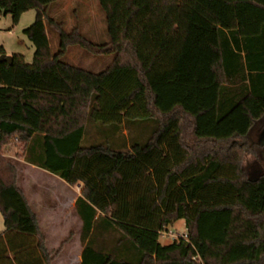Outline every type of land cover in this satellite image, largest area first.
<instances>
[{
	"label": "trees",
	"instance_id": "obj_1",
	"mask_svg": "<svg viewBox=\"0 0 264 264\" xmlns=\"http://www.w3.org/2000/svg\"><path fill=\"white\" fill-rule=\"evenodd\" d=\"M60 3L0 0L14 22L36 9L33 59H0V264L55 258L4 156L13 135L25 161L82 183L79 264H264V160L244 165L264 137V0H98L101 41ZM71 45L114 58L85 67ZM179 219L187 238L162 243Z\"/></svg>",
	"mask_w": 264,
	"mask_h": 264
},
{
	"label": "rangeland",
	"instance_id": "obj_2",
	"mask_svg": "<svg viewBox=\"0 0 264 264\" xmlns=\"http://www.w3.org/2000/svg\"><path fill=\"white\" fill-rule=\"evenodd\" d=\"M57 14L63 15L66 19V26L69 27L75 19L78 17L81 28L84 32L91 38L101 41L108 39V31L106 28L105 12L101 9L98 4V0H61L60 6L55 9ZM36 9L28 8L20 14V19L17 22H14L12 15L8 12H0V43L6 45L7 48L23 52L25 59L31 61L33 59L34 47L31 43V40L28 36L22 31V28L30 24L36 17ZM12 30L9 31L8 29ZM55 30L48 29V34L50 38V45L53 48H57L58 36L54 33ZM12 51V52H13ZM66 58L70 61L76 62L80 65L90 67L95 70H101L103 67H106L114 58V53H102L96 54L92 53L87 49L82 48L80 45H71L69 51L67 52ZM260 128L254 129L250 138L255 142L254 146L250 148V151L246 153L244 158V165L248 167L253 161H259L263 163L264 149L257 146V141L261 138ZM23 147L22 142H19L16 137L13 135L7 139V142L4 145L3 153L5 158L17 166V178L18 174L21 178V183L25 184L29 181H38L41 183H54V179H62L60 176H56L47 170L42 169L43 172L38 169L31 168L29 169L24 161L23 157ZM263 152V153H262ZM19 180V178H18ZM63 180V179H62ZM64 181V180H63ZM18 182V181H17ZM65 182V181H64ZM66 184V182L64 183ZM60 189H62L60 187ZM71 224L72 231L77 229L75 220L73 218L69 219ZM42 223V222H41ZM45 232H49L44 223L41 224ZM4 220L2 212L0 211V230L4 229ZM168 234L161 233L160 239L165 243H170L175 238L169 231H173L174 234H181L186 231L185 221L183 219L177 220L174 224L170 225L167 230ZM49 240L56 242L55 248L52 251L53 255H60L61 250H64V253L68 255V263L64 258H60L56 264H77V254L79 252V242L72 240L76 235L74 233L65 235H59L58 237H52L48 235ZM72 241V242H71ZM69 243V244H68ZM52 244V243H51ZM52 246V245H51ZM57 247H60L59 249ZM56 248L58 249L56 251Z\"/></svg>",
	"mask_w": 264,
	"mask_h": 264
},
{
	"label": "crops",
	"instance_id": "obj_3",
	"mask_svg": "<svg viewBox=\"0 0 264 264\" xmlns=\"http://www.w3.org/2000/svg\"><path fill=\"white\" fill-rule=\"evenodd\" d=\"M8 30L11 31L12 29L9 28ZM4 47L7 49V52L11 53L13 51L7 48L5 43ZM25 162L27 163L26 166L29 169L35 168L43 172L42 169H40L36 165H33L27 161ZM18 178V185L21 187L24 194H26L31 208L34 210L38 217L39 225L41 227L42 233L44 234L48 249L50 251H53L56 244L55 241L49 240L48 235L52 237H58L59 235H65V233H74V235H76V239L74 238L72 241L79 242V252L77 254V264H79L82 257L81 252L83 249L82 241L80 240L82 224L75 208V201L77 197L82 194V183L78 182L74 185H70L63 179L66 182V184H64L65 182L62 179L57 178L56 180L54 179V183H56V186L52 183L48 184L42 181L41 183L38 181H29L28 183L23 184L21 183L19 174ZM60 187L62 189H60ZM71 218L75 220V224L77 227L75 231H72L71 229V224L69 222V219ZM41 222L46 225L49 232L44 231ZM161 242L165 244V242ZM57 248L59 249L60 247ZM57 248L56 251L58 250ZM54 257L55 258L53 259L52 264H56V262H58L61 257L64 258L66 263L69 262V259L71 260V258L68 257L66 253H64V250H61L60 255L56 254Z\"/></svg>",
	"mask_w": 264,
	"mask_h": 264
},
{
	"label": "built area",
	"instance_id": "obj_4",
	"mask_svg": "<svg viewBox=\"0 0 264 264\" xmlns=\"http://www.w3.org/2000/svg\"><path fill=\"white\" fill-rule=\"evenodd\" d=\"M172 235H173V237H175V238H178V237H185V238H187V234H186V232H183V233H181V234H174L173 233V231L171 232V231H169ZM162 234L163 233H166V234H168V231H166V230H163L162 232H161Z\"/></svg>",
	"mask_w": 264,
	"mask_h": 264
},
{
	"label": "water",
	"instance_id": "obj_5",
	"mask_svg": "<svg viewBox=\"0 0 264 264\" xmlns=\"http://www.w3.org/2000/svg\"><path fill=\"white\" fill-rule=\"evenodd\" d=\"M0 59H7V60L11 61L12 60V53L6 51L5 53L0 55Z\"/></svg>",
	"mask_w": 264,
	"mask_h": 264
}]
</instances>
